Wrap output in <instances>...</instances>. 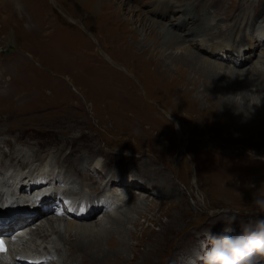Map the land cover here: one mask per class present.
<instances>
[{"label": "rangeland", "instance_id": "rangeland-1", "mask_svg": "<svg viewBox=\"0 0 264 264\" xmlns=\"http://www.w3.org/2000/svg\"><path fill=\"white\" fill-rule=\"evenodd\" d=\"M2 1L0 64L9 67L3 81L9 83L11 90L0 93V143L11 138L15 146L0 144L1 153L8 151L4 161L12 158L14 151L40 149L49 159L68 153L70 159L63 163L77 167L79 161L94 154L104 161L103 170L95 176L99 182L115 177L122 181L139 180L145 190L137 193L140 196L134 203L143 200V204L130 216L141 226L129 224L126 238L132 245L136 243L133 233H158V221L166 222L169 216L181 218L180 231L175 234L178 243L170 246L179 259L175 264L189 263V257L199 250L206 229L211 228L215 235L223 232L226 225L218 219L226 212L237 214L229 235L236 238L243 234L241 226L257 218L254 198L264 195V117L254 120L223 113L215 95L213 98L209 91L201 93L202 83L190 85V74H182L183 79L156 60L150 67L147 62L154 59V52L145 54L148 47L139 51L131 48L138 39L147 37L143 39L145 43L150 39L147 22H143L146 27H139L136 12L135 24L129 25L126 16L132 14H127L126 9L118 12L121 0H17L18 5L16 1L4 0L9 1L7 8ZM245 1L213 0V4L206 5L212 0H204L202 7L194 5V30L203 32L202 26H197L198 15L204 17V26L211 19L212 25L218 27L213 34L219 27L241 26L244 19L237 20ZM250 1L254 2L248 3L246 10L255 8V19L260 18L253 23L263 26L264 0ZM133 6L147 17L155 9L150 0H133L127 9ZM247 11L249 15L254 13ZM247 21L248 18L243 24ZM28 23L36 24L35 29ZM83 24L87 31L80 27ZM132 27L140 32L133 36L129 31ZM243 28L245 38L258 39L256 30L251 34L247 26ZM207 33L204 35H212V30ZM236 44L235 48L241 45ZM10 47L14 50L5 54ZM17 47L21 52L16 51ZM175 51L168 50L166 55ZM158 62L160 66L153 70ZM181 69L188 73L186 68ZM17 71L22 77L20 82L14 75ZM249 87L253 92L256 89L253 84ZM255 99L264 109V95L257 98L252 94L250 100L256 103ZM160 171L175 184L177 197L169 189L166 198L154 194L151 186L157 180L162 182ZM106 185L112 186L109 181ZM86 191L91 193L92 188ZM9 194L4 200H16L0 202L1 215L13 205L29 207L30 199L22 198L17 191ZM148 206L153 210L144 223L147 219L138 215ZM46 216L37 218L36 224L41 218H49ZM96 216L101 217L98 213ZM65 247L71 256L80 255L74 241Z\"/></svg>", "mask_w": 264, "mask_h": 264}, {"label": "bare ground", "instance_id": "bare-ground-1", "mask_svg": "<svg viewBox=\"0 0 264 264\" xmlns=\"http://www.w3.org/2000/svg\"><path fill=\"white\" fill-rule=\"evenodd\" d=\"M3 1V4H1L7 8L6 6L9 1L8 3ZM13 1H16L18 5L17 0ZM108 1L112 0H102V3H107ZM132 1L121 0V9L118 12L123 13V10L126 9L127 14H132L131 17L126 16L125 20L131 26L135 24L133 16L137 14L136 12L139 13L137 14L136 22L139 23V27H146L143 22L144 20L147 22V31H149L150 36L148 42L150 41L151 44L145 43L144 40L147 37H143L144 40L138 39L137 42H133L134 45H131V48L134 46L135 50L139 51L141 48L148 47L145 54L152 50L154 52V59L150 58L147 62L150 67L154 65V61L156 60L163 62L161 65L165 66L166 64L173 71H177L175 73L179 74L183 79L185 76L182 74H190V85L197 86V83H202L203 90L201 93L209 91L213 98L215 95V99L222 104L221 109L223 113L254 120L264 117V109L261 108L257 99H255L256 103L250 100L252 94L257 98L264 95V25L256 27L255 23H253L255 21L257 23V20L260 18L259 16L255 19V8L251 10L254 13L246 10L249 8L248 3L251 4L254 1L246 0L242 4L243 9L240 10L237 22H241L242 19L245 21L248 18L245 24L242 21L241 26L226 25L225 27H219L218 31L214 32L215 34H213V31L218 27L212 25L211 19H208L206 26H204L205 19L202 15L196 16L199 19L197 26H202L203 29L202 34L196 32L193 28L194 24L192 20L196 14L193 10L194 5L197 4L202 7L204 0H193L190 2L185 0H150L155 9L148 12L149 17L135 6L132 9H127V6L131 5ZM135 1L139 2V0ZM208 4H213V0L212 3H207L206 5ZM246 11L251 14H246ZM176 14H180V16L176 17ZM245 14L246 17L244 18ZM174 17L176 19L172 23L171 21H173ZM28 25L30 28L33 27L35 29L36 24L33 26L28 23ZM246 26L250 32L256 30L257 34H259L258 39L251 36L246 38L243 36V27ZM132 28L129 31L132 32L133 36L137 32H140L138 29ZM185 30L187 31L185 32ZM211 30L212 35H204L206 32L211 34ZM242 37L244 38L241 39ZM236 43L241 44L240 47L235 48ZM17 50L21 52L18 47ZM168 50L177 51L166 55ZM155 54L158 55V58H156ZM245 65H250V67L242 70L241 68ZM159 66L160 63L155 65V68H152L156 70ZM8 68L1 62L0 93L3 92L4 94L9 93L11 90H9V83L6 85V81H3L5 78L3 74L7 73ZM181 68H186L188 73ZM123 70L125 71V69ZM14 75H16L17 81L20 82L22 78L20 72L17 71ZM184 83L187 88V80ZM251 84L256 88L254 92L249 87ZM197 88L195 87V89ZM32 138L34 139V136ZM10 139H4L0 144H7L9 147H13L14 143ZM20 140L23 141V138H20ZM1 151L2 149L0 148V186L5 185L1 180H11L12 185L9 188L0 187V202L15 201L16 199L4 200L8 199L7 197L11 195L9 193H15V191L19 192L22 198L30 199L31 202H29L30 205L27 208L22 209L17 205H13L10 210L8 209L3 212V215L0 213V237L9 236L12 240V252H10V256L24 262L37 258L38 253H45L44 257L48 262H44L43 264H88V262L90 264H175L179 260L177 252L174 250L175 248L172 249L170 246H172L173 242L176 245L178 243V240H175V234L176 231H180L178 227L181 226V218L169 216L166 222L162 221V223H159L158 221L157 225L160 227L158 233L151 231L147 234L145 230L141 235L133 233L132 238L136 240V243L129 244L125 230L129 224L134 223V218L132 219L130 214L134 213L135 210H141L139 208L143 204V200L134 203L138 200L137 197L140 196H136L137 193L145 190L139 180L138 182L137 179L122 181L115 177L109 179L112 186L106 185L107 181L99 182L95 176L99 173L97 171L103 170L104 161L94 154L87 156L81 162L79 161L77 167H73L68 166L67 164L69 163H66V165L63 163L70 159V154L68 153H65L63 156L57 154L49 159L42 155L43 152L40 149H31L30 151L21 149L20 151L12 152L14 154L13 157H8L9 159L4 161L3 158L8 155V151H4V154ZM76 159L74 158V163ZM19 162L20 165L18 164ZM37 162L41 164L39 163L38 166ZM89 164L90 169H87V165ZM60 172H63L64 180H61L60 176H58L59 182L63 181L66 184L64 187H61L60 184L57 187L43 184L44 175L51 176L60 174ZM146 172L149 173V171ZM159 175L162 182L160 183L157 180V183H152L151 186L156 191L154 194L156 196L162 194L166 198V191L169 189L170 193L177 197L179 191L175 184L164 176L163 172L160 171ZM124 185L127 187L124 188ZM85 186L86 188L83 189L82 187ZM90 187L92 188V192L86 201L87 203L83 201L82 205L84 207H88L90 204L95 205V199L100 198L97 201L96 208H102L103 210L105 207L110 206V204H115L116 209L99 214L101 215L100 218L97 217L98 215L95 217L96 214L90 215L87 218L72 216V214L77 215L79 213V208L82 207L80 205L81 200L79 199L84 200L88 192L86 190H90ZM42 189L46 191L43 196L41 193L39 194V190L41 191ZM34 194L36 195L34 196ZM98 195L101 196L99 197ZM60 196H63V198L60 199ZM69 197H71L69 202L71 203L72 200V204H74L71 207V211L67 208L68 213H63V215L52 213L51 217L48 215L46 216L49 217L47 219L43 218L44 220H41V218L40 222L36 224L35 220L45 214V208L50 209L58 204L62 206L65 198ZM75 197L78 199L77 202L75 201ZM129 202H131L130 206H126ZM76 204H78V207H76ZM123 206L124 210L122 209ZM56 209L59 208L57 207ZM143 210L139 212L138 216L147 219L148 212H151L153 208L148 206ZM163 214L161 213V215ZM95 218H98V220L91 222ZM147 222L148 219L144 221V223ZM134 225L136 227L141 226L138 222H135ZM147 226L149 227V224ZM13 232H18V234L11 235ZM71 241L75 242L80 255H70L71 252L65 247V244ZM47 254L50 256V259L47 257ZM0 264H12V262L7 257Z\"/></svg>", "mask_w": 264, "mask_h": 264}, {"label": "clouds", "instance_id": "clouds-1", "mask_svg": "<svg viewBox=\"0 0 264 264\" xmlns=\"http://www.w3.org/2000/svg\"><path fill=\"white\" fill-rule=\"evenodd\" d=\"M253 203L258 210L257 218L241 226V236L229 235L234 230L232 225L237 221V214L226 212L218 219L226 225L223 232L215 235L211 228L206 229L199 250L189 257V264H264V218H261L264 195L255 197Z\"/></svg>", "mask_w": 264, "mask_h": 264}, {"label": "snow or ice", "instance_id": "snow-or-ice-1", "mask_svg": "<svg viewBox=\"0 0 264 264\" xmlns=\"http://www.w3.org/2000/svg\"><path fill=\"white\" fill-rule=\"evenodd\" d=\"M60 215H63L61 212ZM7 251V245L4 239H0V253H4Z\"/></svg>", "mask_w": 264, "mask_h": 264}]
</instances>
